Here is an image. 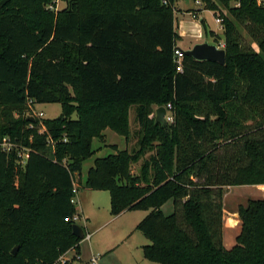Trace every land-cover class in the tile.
Listing matches in <instances>:
<instances>
[{
    "label": "trees",
    "instance_id": "obj_1",
    "mask_svg": "<svg viewBox=\"0 0 264 264\" xmlns=\"http://www.w3.org/2000/svg\"><path fill=\"white\" fill-rule=\"evenodd\" d=\"M201 1L228 10L226 61L184 55L182 71L177 0H64L57 16L44 13L52 0L0 3V143L27 150L0 144V264H58L79 246L76 176L105 129L129 139L132 104L137 147L111 145L83 187L108 191L114 215L148 210L136 228L152 262L264 264V197L239 206L236 243L223 242L225 187L264 184V0ZM29 100L59 102L62 113L15 116ZM168 103L174 120L156 122L153 106Z\"/></svg>",
    "mask_w": 264,
    "mask_h": 264
},
{
    "label": "rangeland",
    "instance_id": "obj_2",
    "mask_svg": "<svg viewBox=\"0 0 264 264\" xmlns=\"http://www.w3.org/2000/svg\"><path fill=\"white\" fill-rule=\"evenodd\" d=\"M195 1L189 0L187 1V4L189 6H201L202 9L199 10H202V16L206 18L205 21L207 23L206 24L204 21L206 32L204 31L203 37L200 41L208 39V28L212 27L221 34L219 35L221 40H215L213 37L212 42L215 41L213 43H216L220 47L224 48L223 27L216 21V17H222L226 14L228 15V10L226 8H221L216 13L213 10L204 9L205 6L203 2L198 5ZM51 5H53V7H51ZM83 5L84 7H89V0H83ZM64 6V0H52L49 4L44 5V13L57 16L59 10H61ZM177 45L180 47L181 45L188 47L190 42H188L187 38H185L183 42L177 43ZM254 45L256 46V44ZM159 106L164 105L155 104L153 106L155 108L154 116H156V109ZM136 108L137 104H132L128 108L127 120L130 130L129 139L127 140L125 136L120 135L109 128L105 129L104 140H94L93 147L98 150L92 157L84 162L81 177L76 176V178L81 179L82 181V187L79 188V193L76 197L77 200L81 197L83 206V209H80L81 204L79 202L76 204L78 207V213L80 214L76 223L82 226L87 222V230L92 233V237L90 240L84 238L81 239L78 243L79 247H73L66 253L65 258H69V260H67L68 262H73V258L75 256L82 257L84 255V258L88 259L89 262L92 258L96 257L98 259L96 264H158L145 258L143 246L150 243V240L136 228L137 224L148 213V210L133 209L114 215L111 211V197L108 191L91 190L83 187L87 171L94 164L95 158L113 152L111 145H118L120 149H132L137 147L141 132L140 125L136 118ZM36 110L37 112L42 111L44 113L43 118H55L61 115L62 106L59 102L38 103L36 104ZM28 115V111L15 113V116L17 117H29ZM172 115L174 118L173 112ZM173 120L168 121V123H171ZM149 154H147V156ZM141 162L142 161L134 166V172H138ZM263 194L264 193H262L259 189L250 185H237L233 187L227 186L225 187V194L223 198L224 213L229 216L238 215L237 211L240 205H245L250 198H261L263 197ZM162 209L166 214L171 213L174 209L173 202L171 200L167 201L162 206ZM82 211L84 214H82ZM83 229L86 231V228ZM224 243L227 247H231L235 244V236L232 234L225 235Z\"/></svg>",
    "mask_w": 264,
    "mask_h": 264
},
{
    "label": "crops",
    "instance_id": "obj_3",
    "mask_svg": "<svg viewBox=\"0 0 264 264\" xmlns=\"http://www.w3.org/2000/svg\"><path fill=\"white\" fill-rule=\"evenodd\" d=\"M187 1H189V0H177V2H176V29H177V32L179 33V36H180L178 43L183 42L185 38H187L188 42H190V45L188 47H184L181 45V48H183V49L191 48L194 44H196L198 42H202V41H200V39L202 37L200 38V37L196 36V32H197L196 28L199 26L200 23L203 27V34H204V31L206 32V28H205V25L203 22V20H205L206 18L202 16V10L201 11L199 10V9H202V7L201 6L200 7L199 6L198 7L189 6L187 4ZM195 3H197V2L195 1ZM199 4L200 3H198V5ZM201 17H203V18H201ZM205 23H206V21H205ZM208 30H209L208 31L209 37H208V39H205V40H208L209 42L213 43V42H215V41L212 42V38L214 36H212V34L210 32L213 30L216 34H218V35H221V34L219 31H217L216 29H214L212 27L208 28ZM209 38L211 39V41ZM238 186H243V185H238ZM250 186L255 187L256 189H259L262 193H264V184H252ZM231 187H233V186H231ZM263 197H264V194H263ZM263 197H261V198H263ZM253 198H250V199H253ZM78 202L81 204L80 209L81 208L83 209L81 197H79ZM82 214H84V212ZM86 223H84V225H82V226H85L82 228H86V232H89L87 230L88 224H86ZM241 225H242V222H241V219L239 218L238 215H235V216L230 215L229 216V215L224 213L223 242H225V235L232 234L233 236H235V243H236V238H237L238 234L240 233ZM91 237H92V235H91ZM224 245H225V243H224ZM227 248H229V247H227ZM97 262L98 261H96V263ZM96 263H93L92 259L89 262L88 259L84 258V255L82 257L78 256V261L75 262V264H96Z\"/></svg>",
    "mask_w": 264,
    "mask_h": 264
},
{
    "label": "built area",
    "instance_id": "obj_4",
    "mask_svg": "<svg viewBox=\"0 0 264 264\" xmlns=\"http://www.w3.org/2000/svg\"><path fill=\"white\" fill-rule=\"evenodd\" d=\"M197 3H201L202 1L201 0H196ZM51 7H53V5H51ZM222 17H219L217 16L216 17V21L220 23V25L222 26ZM196 36L197 37H203V27L201 25V23L199 24V26L196 28ZM174 54H175V61H176V68H177V71H182L183 70V58H184V53L182 51V48L181 47H176L174 48ZM166 109H167V114H166V118L168 121L170 120H173V115H172V104L171 103H168L166 106ZM28 116L29 117H33L34 119L35 118H43V115L44 113L42 111H38L36 110V104H33L32 103V100H29V108H28ZM1 144V147L3 148V150L5 151H11L13 148H16V150L18 151V154L20 157H26L27 156V150L26 149H20L15 143H12L10 141V138L8 137H4L2 142L0 143ZM73 192L75 194V196L72 198V202L77 204L78 203V200H77V197H76V194L78 192V188H77V185L75 184L74 188H73ZM78 216L80 215H75L73 217V219H75L77 221V218ZM68 218H66L67 220ZM91 233L90 232H86L84 231V239H90L91 238ZM65 254H63L59 261H58V264H64L67 260H69V258H65ZM77 259H78V256H76ZM97 261V258L94 257L92 258V262L93 263H96Z\"/></svg>",
    "mask_w": 264,
    "mask_h": 264
},
{
    "label": "water",
    "instance_id": "obj_5",
    "mask_svg": "<svg viewBox=\"0 0 264 264\" xmlns=\"http://www.w3.org/2000/svg\"><path fill=\"white\" fill-rule=\"evenodd\" d=\"M10 0H1V4H6ZM182 51L185 55L194 57L197 60H208L213 62H218L224 64L226 61V50L223 47H219L215 43H211L208 40L198 42L194 44L191 48L183 49ZM167 109L165 106H159L156 109V122L167 124L168 120L166 118ZM30 120H34L33 117H29ZM73 233L79 237H84V229L79 224L75 223L73 225ZM17 248L13 252H16Z\"/></svg>",
    "mask_w": 264,
    "mask_h": 264
}]
</instances>
